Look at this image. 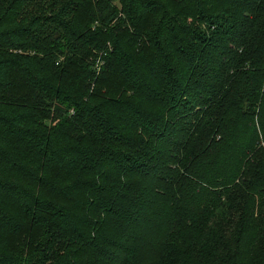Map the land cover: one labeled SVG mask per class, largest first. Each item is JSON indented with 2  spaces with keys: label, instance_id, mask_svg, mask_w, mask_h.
Masks as SVG:
<instances>
[{
  "label": "trees",
  "instance_id": "1",
  "mask_svg": "<svg viewBox=\"0 0 264 264\" xmlns=\"http://www.w3.org/2000/svg\"><path fill=\"white\" fill-rule=\"evenodd\" d=\"M0 264H264V0H0Z\"/></svg>",
  "mask_w": 264,
  "mask_h": 264
}]
</instances>
